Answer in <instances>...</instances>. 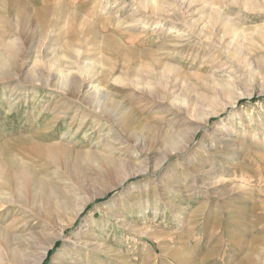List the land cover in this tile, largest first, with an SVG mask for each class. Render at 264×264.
Segmentation results:
<instances>
[{"label": "rangeland", "instance_id": "rangeland-1", "mask_svg": "<svg viewBox=\"0 0 264 264\" xmlns=\"http://www.w3.org/2000/svg\"><path fill=\"white\" fill-rule=\"evenodd\" d=\"M17 1L0 0V147L71 131L76 153L41 169L49 192L15 217L24 264L51 242L41 264H264V8L210 0L240 26L239 55L220 21L209 47L192 33L201 1L155 0L153 12L145 0H22L23 14ZM42 7L53 17L43 39ZM76 114L91 116L73 134ZM18 244L1 264H16Z\"/></svg>", "mask_w": 264, "mask_h": 264}, {"label": "bare ground", "instance_id": "bare-ground-1", "mask_svg": "<svg viewBox=\"0 0 264 264\" xmlns=\"http://www.w3.org/2000/svg\"><path fill=\"white\" fill-rule=\"evenodd\" d=\"M21 1L22 0H18L17 1L18 6L16 5L14 8L16 9V7H20V9H18V10H20V12H22V14L24 12L27 13L26 8L23 7V6H25V3L23 4ZM44 1L45 0H42L43 3H45ZM140 1H144V0H140ZM145 1H146L145 2L146 5L148 4L147 2L152 4L151 6L153 7V12L154 11L158 12V10L160 9V8H158L159 7L158 4H160V3L157 4L155 0H145ZM199 1H201V4L204 5L203 11H205V13H202L204 16L201 17L202 22L200 21L201 23L200 22L198 23V25H199L198 29L196 31H193L192 33H194V34L196 33V36H199L200 37L199 39L208 43L207 47H209V45H213L215 42L212 35H211V32L208 31L210 29L209 26H210V24H213V22L216 24V22L220 21L224 24V28H223L224 35H223V38H221V39H223L222 42L225 43V41L228 40L226 47L229 50L231 48H234V46H235V50L239 53V55L243 54V47H244L245 43H244L243 39H241V33H242L240 31L241 28H238L240 26L239 25H238V27H237V25L235 26L232 18L224 15V13L221 12L223 9L219 10L220 8H216L215 6H213V3H215V1L212 3L210 0H186V2L189 3L186 8L191 9V7L196 5ZM38 2H39V0H38ZM247 2L253 8L254 7L255 8L260 7L262 10L264 8V0H247ZM35 3H36V1H35ZM182 3H183V0H182ZM45 6H46V8L48 7L47 5H45ZM43 7H44V5H43ZM43 7L41 9L39 8V11H38V9H36L38 11V12H36L37 16H38L37 17V25H39L42 28V30L44 31L42 34H40L41 39L45 38L48 35L47 33L49 32V27L51 25L50 20H52V18H53V17L51 19L50 18L49 19L44 18L45 8H43ZM137 7H139V6H137ZM152 7H148V8H152ZM30 10H31V8H30ZM147 10H149V9H147ZM62 11H64V10H62ZM12 12H13V10H12ZM47 12H49V11H47ZM50 13H51V11H50ZM8 15H7V17H4L6 20H8V18H9ZM74 17H76L75 14H74ZM235 19H237V18H235ZM235 19H234V21H235ZM63 20H65V19H63ZM67 20H65V21L67 22ZM27 21H28V19H27ZM83 21H85V20H83ZM132 21L134 22V20H132ZM132 21H131V23H132ZM211 21H213V22H211ZM86 22H88V21H86ZM54 24H55V22H54ZM85 25H86V23H85ZM92 25L94 26V23ZM92 25H90V26H92ZM52 27H53V25H52ZM52 27H50V28H52ZM84 27H86V26H84ZM259 33H260L261 37L264 39V26L263 25L260 27ZM85 34H88V33H85ZM186 36H188V34ZM183 38L186 39V37H183ZM178 43H181V42H178ZM183 45L185 46V44H183ZM56 47H58V46H56ZM75 52L77 54V50ZM58 55H60V54H58ZM63 56H65V55H63ZM56 58H58V57H56ZM53 59H55V58H53ZM250 65L251 64L248 63V67H250ZM166 68H168V70H172L171 66L166 67ZM60 81H63V80L60 79ZM34 82H36V81H34ZM64 83H66V82H64ZM234 84H235V82L228 83L229 86H234ZM64 92H65V90H64ZM89 96L91 99H93V102L91 103V104H93V107H92L93 113H95V112L103 113L104 112L103 114H105V111H106L104 109L105 107L102 108V106H101L102 97H100L98 94H96L94 92L89 93ZM69 107H71V106H69ZM69 107H68V109H66L63 116H60L59 118H57L58 116L56 117L58 119V120L56 119L58 126L63 124V122H66L67 114L72 109ZM90 116L88 114H86V115H79V114L74 115V119L71 122L68 130L74 129V123L77 120V121H80V125L78 126L76 132H74L73 134H76L78 130L82 131V129H84L86 127V125L88 123V119ZM71 133L72 132L70 131V133L67 132L63 135V141H62L63 143H58V142L53 143L52 140L55 137L52 134L47 135V136L39 134V138L41 139V141L37 140L38 136H34L33 138H31L32 137L31 136L27 139L21 138L20 140L16 141V143L14 145L10 144V145H12L11 147L10 146H6V147L1 146L0 147V264L4 263V261H5L1 252L7 250L12 244H15L16 242L19 243L18 244L19 247H17L15 249L17 252L14 254V255H16V258L14 261L16 262V264H24L25 263L28 251L26 250L27 247L24 248V245L27 246V244L23 243L24 242L23 238H22L23 236L14 235L16 230H18L17 229L18 227H16L17 225H16V218L15 217H16V215L21 214L22 212L25 213V209L27 207L29 208V206L34 203L35 198H37V196L40 195V193H44L46 190H47V192H49L50 189L48 190V184H49L48 173L42 172L41 169L43 167L49 165V164H56L60 158L63 159L66 164H69V162L74 158L75 152L70 147H68L64 144V141L70 142V140H69L70 137H68L67 134H70L69 136H71ZM44 141H46L48 143H44ZM7 144H9V143H7ZM57 164H59V163H57ZM115 169L117 171H120V168H118V167H116ZM121 174H122V171H121ZM129 175H130V173L125 172V177H128ZM53 176L51 178H53ZM50 184H51V182H50ZM84 186H85L84 184L79 185V187H75L73 189H75L79 193L84 189ZM49 187H50V185H49ZM70 189H72V188H70ZM70 189H68V190H70ZM75 192L73 190L72 191L70 190V191L66 192V194L64 193L65 195L63 196L62 200H60L58 202L59 203L58 206L61 208H65V206L71 202L70 198H73L75 196ZM83 208H84V206L82 205L76 211V215H78ZM17 217L19 218V216H17ZM26 218H23V219H26ZM25 242H27V241L25 240ZM53 244H54V242H51L46 248H44L42 250L39 258L37 257L34 259L36 264H41L44 261V258L46 257L48 251L51 249ZM28 245H30V244L28 243ZM74 245L78 246L77 244H74ZM99 249H101V248L96 246V245L92 247V251H96ZM73 262H76V259H74Z\"/></svg>", "mask_w": 264, "mask_h": 264}, {"label": "trees", "instance_id": "trees-1", "mask_svg": "<svg viewBox=\"0 0 264 264\" xmlns=\"http://www.w3.org/2000/svg\"><path fill=\"white\" fill-rule=\"evenodd\" d=\"M255 100V98L254 99H252L251 101H254ZM244 102H246V100H244V101H240V103L239 104H243ZM57 247L59 246V243H57V245H56ZM50 253V255L52 254L51 252H49ZM50 257V256H49Z\"/></svg>", "mask_w": 264, "mask_h": 264}]
</instances>
